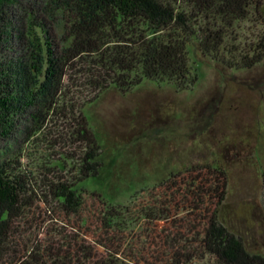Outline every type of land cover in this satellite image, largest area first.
Wrapping results in <instances>:
<instances>
[{
  "label": "trees",
  "instance_id": "obj_1",
  "mask_svg": "<svg viewBox=\"0 0 264 264\" xmlns=\"http://www.w3.org/2000/svg\"><path fill=\"white\" fill-rule=\"evenodd\" d=\"M252 12L264 18V0H0V139L67 117L72 142L85 148L80 177L47 178L46 190L0 150V264H194L206 255L215 264H264L221 218L223 164L171 170L128 204L82 185L99 172L103 148L71 87L84 78L95 101L145 81L185 90L197 79L192 44L220 64L258 65L264 31L232 62L221 52Z\"/></svg>",
  "mask_w": 264,
  "mask_h": 264
},
{
  "label": "rangeland",
  "instance_id": "obj_2",
  "mask_svg": "<svg viewBox=\"0 0 264 264\" xmlns=\"http://www.w3.org/2000/svg\"><path fill=\"white\" fill-rule=\"evenodd\" d=\"M263 31L264 18L252 12L231 27L221 52L232 62ZM194 45L190 62L197 79L185 90L145 81L126 93L109 89L95 101L84 78L82 86H71L103 148L99 172L82 185L128 204L171 170L202 161L223 164L229 178L221 218L250 251L264 255V62L230 67L198 54ZM73 123L54 117L39 134L19 131L10 142L0 139V150L7 149L8 159L18 160L40 190L47 178H79L85 148L71 140ZM61 160L65 170L56 165ZM194 264H215L214 257Z\"/></svg>",
  "mask_w": 264,
  "mask_h": 264
}]
</instances>
